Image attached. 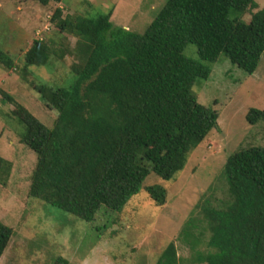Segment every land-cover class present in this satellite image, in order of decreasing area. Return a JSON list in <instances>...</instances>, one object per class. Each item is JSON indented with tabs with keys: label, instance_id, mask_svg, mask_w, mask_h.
I'll return each instance as SVG.
<instances>
[{
	"label": "trees",
	"instance_id": "obj_1",
	"mask_svg": "<svg viewBox=\"0 0 264 264\" xmlns=\"http://www.w3.org/2000/svg\"><path fill=\"white\" fill-rule=\"evenodd\" d=\"M33 1L45 6L64 0ZM247 11L248 22L231 17ZM111 16L110 10L95 18H63L56 9L51 22L58 36L76 39L75 45L61 42L66 48H55L53 39L34 40L21 74L26 79L28 67H45L67 52L75 80L68 88L32 85L44 107L60 113L51 127L21 108L13 112L24 128L21 141L36 154L28 197L89 223L102 208L121 211L150 174L174 179L217 128V113L200 105L192 91L196 80L209 78L210 64L223 54L251 75L264 53V9L255 0H167L142 34L113 27ZM188 44L202 63L184 55ZM0 65L9 71L16 67L1 49ZM99 98L96 115L78 126L77 119ZM246 121L264 122V108L249 109ZM5 166L0 157V175ZM224 175L231 202L225 210L205 211L210 238L195 261L264 264V146L229 156ZM146 191L156 206L166 203L163 187ZM12 235L0 223V258ZM177 262L169 243L156 264ZM54 264L68 262L58 258Z\"/></svg>",
	"mask_w": 264,
	"mask_h": 264
},
{
	"label": "rangeland",
	"instance_id": "obj_2",
	"mask_svg": "<svg viewBox=\"0 0 264 264\" xmlns=\"http://www.w3.org/2000/svg\"><path fill=\"white\" fill-rule=\"evenodd\" d=\"M166 1L64 0L43 6L33 0H0V49L16 65L10 71L0 65V157L6 165L0 175V223L13 231L0 264H54L58 258L68 264H156L169 243L176 248L177 264H198L196 253L206 251L210 238L205 211L225 210L231 202L224 175L228 157L240 149L264 146V122L252 126L246 121L249 109L264 108V53L251 75L223 54L210 64L209 78L196 80L192 91L200 105L217 113V128L174 179L150 174L121 211L102 208L91 223L28 197L36 154L21 141L24 128L13 117L21 108L51 127L60 113L46 109L32 85L68 88L75 80L69 66L74 60L67 52L63 59L52 57L45 67H28L26 79L21 74L24 54L34 40L53 39L55 48L75 45L76 39L58 36L51 22L56 9L63 18H95L111 10L113 27L142 34ZM255 1L264 9V0ZM231 17L245 23L250 12H233ZM184 55L202 63L194 45L188 44ZM102 102L93 101V109L76 124L96 115ZM152 186L166 190L162 207L149 198L146 189Z\"/></svg>",
	"mask_w": 264,
	"mask_h": 264
}]
</instances>
